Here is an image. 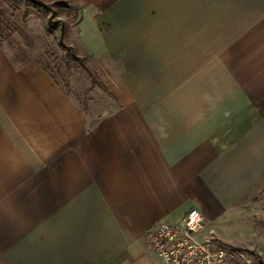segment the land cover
I'll return each mask as SVG.
<instances>
[{"label": "crops", "instance_id": "obj_1", "mask_svg": "<svg viewBox=\"0 0 264 264\" xmlns=\"http://www.w3.org/2000/svg\"><path fill=\"white\" fill-rule=\"evenodd\" d=\"M70 1L79 53L125 66L118 106L89 121L45 37L5 34L0 264H160L148 230L194 208L211 233L264 180V0Z\"/></svg>", "mask_w": 264, "mask_h": 264}, {"label": "rangeland", "instance_id": "obj_2", "mask_svg": "<svg viewBox=\"0 0 264 264\" xmlns=\"http://www.w3.org/2000/svg\"><path fill=\"white\" fill-rule=\"evenodd\" d=\"M26 12L12 13L6 6L0 4L1 19L8 26L7 34H15L21 38L22 34L19 33H36L45 37L43 54L38 57L45 62L47 72L56 74L59 71L66 93L75 106L87 115L89 121L93 122L103 112L115 109L118 106L115 92L122 84L120 76L125 68L121 58L115 57V60L103 56L93 59L86 56L88 68L101 85V88L90 87L87 76L81 71L78 69L66 71L60 60L61 51L56 45V32L53 31L52 36H47L44 32L45 18L35 11ZM56 19H64L61 11L58 12ZM76 23L77 14L74 23L72 25L69 23V30L61 41L65 45L71 43L81 55L75 44L73 28L76 27ZM29 54H32L31 49ZM219 209L221 210L219 215L209 216L215 220L212 223L213 229H210L211 233L206 234L204 231L203 234L211 236L222 247L240 249L251 254L256 260L264 262V180L254 184L246 197L238 199L229 207L222 206ZM203 223L205 226L206 220H203Z\"/></svg>", "mask_w": 264, "mask_h": 264}, {"label": "built area", "instance_id": "obj_3", "mask_svg": "<svg viewBox=\"0 0 264 264\" xmlns=\"http://www.w3.org/2000/svg\"><path fill=\"white\" fill-rule=\"evenodd\" d=\"M203 233L202 215L192 208L178 222H159L148 230L144 248L160 264H258L251 254L222 247Z\"/></svg>", "mask_w": 264, "mask_h": 264}, {"label": "trees", "instance_id": "obj_4", "mask_svg": "<svg viewBox=\"0 0 264 264\" xmlns=\"http://www.w3.org/2000/svg\"><path fill=\"white\" fill-rule=\"evenodd\" d=\"M0 4L6 6L12 13L22 12L25 14L29 10L42 15L45 18V34L52 36L53 31L56 32V45L61 51L60 60L66 71L78 69L87 76L90 87L101 88L95 75L86 64L87 57L78 54L71 43L65 45L61 41L69 30V23L71 25L74 23V18L79 11V7L73 5L70 0H0ZM59 11L64 16L63 20L56 19ZM70 17L72 18L68 20ZM7 29L8 26L2 21L0 14V44L5 40V34L8 32ZM233 250L242 251L240 249ZM257 262L258 264H264L259 259H257Z\"/></svg>", "mask_w": 264, "mask_h": 264}]
</instances>
